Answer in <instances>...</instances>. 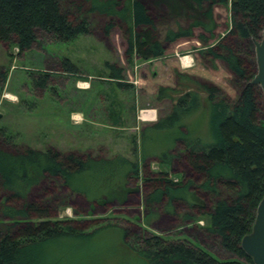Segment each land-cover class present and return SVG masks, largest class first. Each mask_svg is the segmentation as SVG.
Instances as JSON below:
<instances>
[{
  "label": "trees",
  "instance_id": "obj_1",
  "mask_svg": "<svg viewBox=\"0 0 264 264\" xmlns=\"http://www.w3.org/2000/svg\"><path fill=\"white\" fill-rule=\"evenodd\" d=\"M88 1L90 13L96 11L111 17L107 33L116 25V19L123 23L128 63H133L134 57L150 60L164 56L170 43L193 36L196 26L213 32L214 4L230 3L231 26L225 34L213 44H207L204 33L198 37L206 43L201 55L212 64L215 60L225 63L238 95L233 98L213 81L177 70L179 81L185 77L199 87H188L183 92L179 87L163 84L157 88L158 97L172 101L171 110L141 129L140 144L133 137V156H82L54 146L39 149L26 145L23 150H11L2 143L12 145V138L0 127V186L8 192L0 205V264H41L45 258L42 250L88 242L103 228L121 231L123 244L135 251L142 264H146L145 260L151 264H255L242 247V239L252 232L264 196V92L260 84L252 82L257 67L250 44L254 39L260 40L264 32V0L175 2L180 6L159 1L179 16L164 29L158 24L164 11L156 14L141 0ZM70 4L73 7L64 6L62 0H0V41L16 45L21 54L39 40V30L62 41L90 33L89 13L82 11L80 2L74 4L72 0ZM108 64L109 76L117 84L133 85L125 80L124 66L109 61ZM59 69L70 75L81 71L68 57L61 59ZM52 76L51 71L41 72L33 83L54 89L50 83ZM202 91L208 102L207 112L202 115L208 138L192 134L187 123L188 128H182L184 121L202 108ZM151 158L170 169L173 164L174 168L179 167V171H174L181 173L182 179L171 177L169 169H147ZM176 159H180L181 166H177ZM142 173L146 223L151 221L148 214L156 203L166 202L167 209L174 211L175 201L182 199L189 208L209 216L208 231L219 249L231 256H221L205 242L201 244L188 237L170 238L144 228L134 230L131 239L126 240L128 227L114 222L82 230L69 219L53 218V203L29 198L31 188L42 178L58 177L61 184L93 203H122L132 192L131 179L141 177ZM190 189L196 194L203 191V201L189 199L186 193ZM191 209L184 214L189 220L195 219Z\"/></svg>",
  "mask_w": 264,
  "mask_h": 264
},
{
  "label": "rangeland",
  "instance_id": "obj_2",
  "mask_svg": "<svg viewBox=\"0 0 264 264\" xmlns=\"http://www.w3.org/2000/svg\"><path fill=\"white\" fill-rule=\"evenodd\" d=\"M62 1L64 6L73 7L70 4L72 0ZM73 1L74 4L80 2L83 5L82 11L89 13L92 22L90 33L62 41L53 40L39 30V40L21 54L16 45L0 41V127L12 138V145L2 143L4 148L14 150L16 147L23 150L26 145L39 149L54 146L82 156L110 157L116 153L133 156V137L136 136L140 144L141 129L153 124L171 110L172 101L158 97L157 88L163 84L179 87L183 92L188 87H199L185 77L179 81L177 70L213 81L222 87L226 94L237 97L238 87L233 83L228 67L221 60H215L212 64L204 58L200 50L206 43L198 37L199 33H204L207 35V44H213L225 34L231 26L230 3L214 4L211 27L213 32L196 26L193 36L179 38L171 44V52L176 51V57L179 56L181 61L184 59V63H189L186 54L194 56L196 62L188 71L189 69L177 67V63L172 64L173 57L168 55L151 61L134 57L133 63H128L125 56L123 23L116 19V25L107 33L105 29L110 16L96 11L90 13L88 0ZM141 1L149 5L151 11L156 14L164 11L165 16L159 18L158 23L161 29L168 23L174 24L176 17H179L168 5L180 6L184 2L166 0L167 5L160 3L164 0ZM175 2L180 4L176 5ZM74 10L76 12V9ZM167 11L168 15L165 14ZM258 41L254 39L250 43L257 71ZM64 57L70 58L79 67L81 71L77 75H70L59 69V62ZM108 61L124 66L125 80L133 84L131 87H121L109 76L111 67ZM44 71L54 74L50 81L54 89L34 85V79ZM201 93L202 108L184 121L182 128L186 130L189 125L192 134H201L208 138L210 135L207 123L202 118L207 112L208 102L206 93ZM149 108L159 111L155 120H143L138 117L142 110ZM146 112L148 111L144 113ZM166 136L170 137V134ZM14 143L18 145H13ZM151 159L149 165H146L147 169H169L171 177L182 179V174L174 171H179V167L174 168L173 164L170 169L154 158ZM175 162L177 166L182 164L180 159ZM182 168L184 169V166ZM143 177L142 173L141 177L131 179L132 192L122 203L114 200L106 205L98 202L94 204L83 194L72 192L69 187L61 184L58 177L42 178L31 188L29 198L40 203H53V218L69 219L82 230L90 231L105 222H114L128 227L129 236L125 237L126 240L131 239L134 230L143 231L144 228L148 232L161 233L170 238L188 237L201 244L205 242L221 256H231L219 249L214 236L208 231L206 226L210 221L209 216L189 208L190 205L182 199L175 201L174 211L167 209L166 202L156 203L155 208L148 214L151 221L146 223ZM191 190L189 192L193 195L186 193L189 199L203 201V191L196 194ZM7 194L8 192L0 186V205ZM15 204L19 205L20 202ZM190 209L195 219L184 217L185 212ZM4 220H8L7 217H4ZM121 235V231L112 228L99 229L88 242L42 250L45 258L41 264H142L135 251L123 244ZM145 261L146 264H151Z\"/></svg>",
  "mask_w": 264,
  "mask_h": 264
},
{
  "label": "water",
  "instance_id": "obj_3",
  "mask_svg": "<svg viewBox=\"0 0 264 264\" xmlns=\"http://www.w3.org/2000/svg\"><path fill=\"white\" fill-rule=\"evenodd\" d=\"M258 71L252 82L260 84L264 90V32L256 42ZM242 247L253 257L255 264H264V196L257 208L252 232L242 239Z\"/></svg>",
  "mask_w": 264,
  "mask_h": 264
},
{
  "label": "crops",
  "instance_id": "obj_4",
  "mask_svg": "<svg viewBox=\"0 0 264 264\" xmlns=\"http://www.w3.org/2000/svg\"><path fill=\"white\" fill-rule=\"evenodd\" d=\"M171 44H173V42L169 44V46L166 50V52H168V53L170 52V53L169 54L167 53L163 57H165L167 55L170 57H173V59H172L173 63L172 64L176 65V63H177V67L186 68V69H189V67H193L195 62H196V60L194 59V56L192 54H186L185 57L187 58L189 63H187V62H186L187 64L184 63L183 61H181L182 59H180L179 56L176 57V55H175V54H177L176 51L173 50V52H171V49H170ZM151 60L152 59H150V61ZM180 62H182V63L180 64ZM190 70L191 69H189L188 71H190ZM145 111H148V115L146 113H144ZM158 114H159V111L156 108H149V109L142 110L141 113L138 115V117L143 119V120H155L158 117Z\"/></svg>",
  "mask_w": 264,
  "mask_h": 264
},
{
  "label": "bare ground",
  "instance_id": "obj_5",
  "mask_svg": "<svg viewBox=\"0 0 264 264\" xmlns=\"http://www.w3.org/2000/svg\"><path fill=\"white\" fill-rule=\"evenodd\" d=\"M184 61V60H183Z\"/></svg>",
  "mask_w": 264,
  "mask_h": 264
}]
</instances>
